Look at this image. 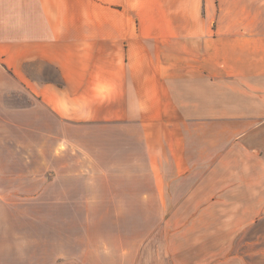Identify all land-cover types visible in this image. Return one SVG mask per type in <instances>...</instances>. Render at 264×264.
Instances as JSON below:
<instances>
[{
    "label": "crops",
    "instance_id": "0c3cea01",
    "mask_svg": "<svg viewBox=\"0 0 264 264\" xmlns=\"http://www.w3.org/2000/svg\"><path fill=\"white\" fill-rule=\"evenodd\" d=\"M0 264H264V0H0Z\"/></svg>",
    "mask_w": 264,
    "mask_h": 264
},
{
    "label": "rangeland",
    "instance_id": "374dc122",
    "mask_svg": "<svg viewBox=\"0 0 264 264\" xmlns=\"http://www.w3.org/2000/svg\"><path fill=\"white\" fill-rule=\"evenodd\" d=\"M83 215L82 221L87 224V221L91 220L92 228L88 229V233L97 236H106L108 239V249L110 245H116V243H111V241H115V228L113 227V222L117 219H124V221H128L134 218V227L133 231L127 230V227H124L125 235H133L134 237V246L136 244V239H139V250L143 253L146 251L151 252H162L165 250L166 245H170L169 243H165L164 239L169 237L171 234L176 235L179 231V228H166L171 233L170 235L164 234L165 227L163 226V219L165 218L163 212L158 211H149V210H140L136 212H116V211H93V212H77V216ZM116 217H118L116 219ZM101 220V221H100ZM108 220V221H107ZM137 220V225L135 224ZM98 230V231H97ZM167 235L165 238L164 236ZM164 238V239H163ZM120 244H118L119 246ZM125 246V250H131V242L123 243ZM130 247V249H126V247ZM180 248V243L174 242L171 244V249L174 252H178ZM145 261H155V258H151Z\"/></svg>",
    "mask_w": 264,
    "mask_h": 264
}]
</instances>
